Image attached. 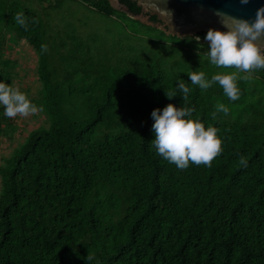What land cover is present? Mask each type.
Wrapping results in <instances>:
<instances>
[{"label":"trees","instance_id":"16d2710c","mask_svg":"<svg viewBox=\"0 0 264 264\" xmlns=\"http://www.w3.org/2000/svg\"><path fill=\"white\" fill-rule=\"evenodd\" d=\"M78 1L121 13L106 0ZM15 13L8 17L16 38L39 55V22L24 12L25 31ZM195 37L182 40L209 49L204 37ZM178 80L156 70H125L117 83L105 82L84 120L28 136L0 173V264H264V136L215 121L198 88L188 86L187 104L179 93L169 100L165 89H175ZM170 103L194 107L186 118L218 129L223 152L211 167L179 170L156 154L151 113ZM118 104L125 131L95 137V127ZM103 185L128 195L122 220L103 215L119 203L99 194Z\"/></svg>","mask_w":264,"mask_h":264},{"label":"rangeland","instance_id":"374dc122","mask_svg":"<svg viewBox=\"0 0 264 264\" xmlns=\"http://www.w3.org/2000/svg\"><path fill=\"white\" fill-rule=\"evenodd\" d=\"M0 9V82L19 88L37 107L43 106L35 115L13 119L6 118L0 106V173L31 133L52 131L57 122L65 127L84 120L91 106L101 100L105 82L117 83L125 70H156L169 78L183 79L187 86L201 91L211 114L217 103L230 109L227 116L219 113L215 121L237 124L251 134L264 136V72L260 70L250 82L237 81L241 95L233 102L218 84L201 90L186 73L202 71L210 79L234 69L216 68L207 59L201 62L208 48L191 46L123 12L100 13L78 0H0ZM11 10L29 12L37 18L42 35L40 52L44 44L46 53L38 55L24 39L16 38L8 17ZM125 124L118 104L95 127L94 135L117 136L125 131ZM2 191L0 177V197ZM97 191L119 200L115 210L103 215L112 222L122 220L129 206L128 195L110 185ZM92 194L89 205L94 201Z\"/></svg>","mask_w":264,"mask_h":264},{"label":"clouds","instance_id":"9594fccd","mask_svg":"<svg viewBox=\"0 0 264 264\" xmlns=\"http://www.w3.org/2000/svg\"><path fill=\"white\" fill-rule=\"evenodd\" d=\"M246 5L250 0H239ZM227 31H219L209 28L204 40L209 45V50L201 57V62L207 59L211 65L221 69H234L230 73L219 72L210 79L202 71L186 73L193 85L201 90H207L218 84L223 89V94L230 100L240 98L241 91L237 85L238 80L250 82L254 79L253 74L264 69V7L257 9L255 19L249 21L242 18L229 16L226 13H215ZM229 16L231 23H225L222 17ZM13 20L17 25L29 30V22L22 12L13 14ZM32 24L38 20L33 18ZM195 39L199 42L200 37ZM47 45H41V52H47ZM191 89L183 79L177 81L175 89H165V96L171 100L179 96L184 104L189 101ZM0 106H3L6 118L13 119L17 116L27 118L43 111V106L37 107L19 88L0 82ZM195 112L194 107H179L168 104L161 111L154 109L151 116L154 120L152 131L155 134L151 141L156 154L174 164L177 169L185 170L190 164L196 166L211 167L212 162L223 152V140L218 136V129L205 127L199 120L191 117ZM230 109L223 103L215 105L212 118L219 113L227 116ZM240 165L247 167V160L242 155L239 157ZM93 257L88 254L86 261Z\"/></svg>","mask_w":264,"mask_h":264},{"label":"water","instance_id":"95a60500","mask_svg":"<svg viewBox=\"0 0 264 264\" xmlns=\"http://www.w3.org/2000/svg\"><path fill=\"white\" fill-rule=\"evenodd\" d=\"M111 9L123 12L143 24L152 25L166 35L184 39L205 37L209 28L227 31L216 11L229 16L255 19L257 9L264 7V0H250L242 5L239 0H106ZM229 16L222 17L230 24Z\"/></svg>","mask_w":264,"mask_h":264}]
</instances>
